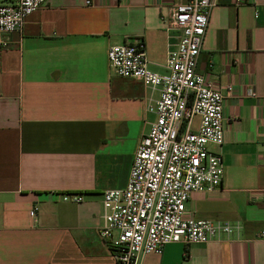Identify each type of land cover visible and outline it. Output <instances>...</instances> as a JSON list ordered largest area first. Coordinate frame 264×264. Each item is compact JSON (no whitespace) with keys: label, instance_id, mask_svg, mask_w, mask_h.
<instances>
[{"label":"crops","instance_id":"crops-1","mask_svg":"<svg viewBox=\"0 0 264 264\" xmlns=\"http://www.w3.org/2000/svg\"><path fill=\"white\" fill-rule=\"evenodd\" d=\"M183 1L49 0L21 32L0 35V264H116L98 233L103 194L125 187L159 92L115 76L107 51L142 43L148 69L164 75L179 35L165 22ZM214 1L196 71L224 98L223 143L208 145L223 178L185 211L233 230L142 264H264V0Z\"/></svg>","mask_w":264,"mask_h":264},{"label":"built area","instance_id":"built-area-1","mask_svg":"<svg viewBox=\"0 0 264 264\" xmlns=\"http://www.w3.org/2000/svg\"><path fill=\"white\" fill-rule=\"evenodd\" d=\"M49 0H17L0 4V35L21 32L25 20ZM253 0H233L238 5ZM214 0H184L166 19V31H175L178 43L166 55L160 75L150 71L142 43L112 46L107 60L115 76L140 81L158 89L147 105L156 116L147 135L139 140L125 187L103 194V223L99 236L116 264H142V257L161 255L170 244H204L232 233L229 224L198 221L185 205L194 192L219 189L223 178L220 153L208 145L223 143L221 93L196 71L200 48ZM0 46L7 44L0 40ZM248 96L254 97L250 91ZM199 126L192 131V120ZM64 201L79 203L78 195ZM38 207L30 211L35 218Z\"/></svg>","mask_w":264,"mask_h":264}]
</instances>
